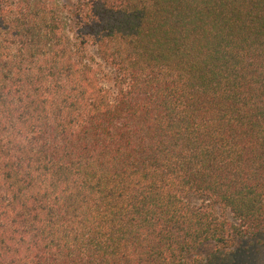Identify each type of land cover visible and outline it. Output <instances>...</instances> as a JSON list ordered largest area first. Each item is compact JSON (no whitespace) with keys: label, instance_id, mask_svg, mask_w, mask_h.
Instances as JSON below:
<instances>
[{"label":"trees","instance_id":"obj_1","mask_svg":"<svg viewBox=\"0 0 264 264\" xmlns=\"http://www.w3.org/2000/svg\"><path fill=\"white\" fill-rule=\"evenodd\" d=\"M254 246L264 0H0V264Z\"/></svg>","mask_w":264,"mask_h":264},{"label":"rangeland","instance_id":"obj_2","mask_svg":"<svg viewBox=\"0 0 264 264\" xmlns=\"http://www.w3.org/2000/svg\"><path fill=\"white\" fill-rule=\"evenodd\" d=\"M194 203L197 204L198 202L196 200H194ZM217 212H218L219 215H221V214L224 215L225 214L231 220L230 214L224 213L220 209H217ZM254 247H256V246H254ZM254 247L251 248L253 250V252L255 251V249L257 247L260 249V250L258 249V251H256V253H254L255 254L254 256L257 257V259H258L264 253V251H263L264 248H260L259 246H257L256 248H254ZM211 251H212V249L210 247L205 246V247L202 248V251H201L200 255L205 257L208 254H211ZM245 256L250 258L251 253L249 255L245 254ZM245 256L243 255L240 259L239 258L237 259L234 255L229 254V255H225L223 258L221 256L220 257L218 256L216 259H217L218 263H222V264H243L242 262H246L247 261L245 259ZM254 260H256V259H254Z\"/></svg>","mask_w":264,"mask_h":264}]
</instances>
